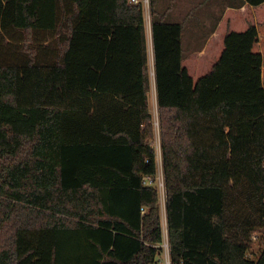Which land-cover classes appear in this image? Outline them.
Wrapping results in <instances>:
<instances>
[{
  "label": "trees",
  "instance_id": "obj_1",
  "mask_svg": "<svg viewBox=\"0 0 264 264\" xmlns=\"http://www.w3.org/2000/svg\"><path fill=\"white\" fill-rule=\"evenodd\" d=\"M151 8L171 264H264V0L226 8L203 50ZM0 264H156L162 225L144 9L0 0ZM45 46L33 45L42 44ZM257 206L241 218L231 193Z\"/></svg>",
  "mask_w": 264,
  "mask_h": 264
},
{
  "label": "rangeland",
  "instance_id": "obj_2",
  "mask_svg": "<svg viewBox=\"0 0 264 264\" xmlns=\"http://www.w3.org/2000/svg\"><path fill=\"white\" fill-rule=\"evenodd\" d=\"M157 1V0H156ZM162 0H160L161 2ZM146 3V2H145ZM223 0H189L187 8L189 11H184L183 9L176 13V21L184 22L185 31L181 36L183 54L188 55L193 51H198L205 41L206 31L211 29V25H215L217 21V15L223 7ZM169 5V4H167ZM165 5L164 7L166 8ZM163 7V8H164ZM168 7V6H167ZM157 10H159V0L157 4ZM147 20H150L149 9L146 10ZM174 14V15H176ZM169 20L170 17L167 16ZM151 26V24H150ZM147 28V27H146ZM146 42L148 47V68H149V80H150V90H149V108L153 116V125H154V139L153 145L155 148V160L157 166L156 173V182L155 186L159 194V206L161 209V201L164 200L165 188L163 182V173H162V158H161V149H160V131H159V120H158V109L156 102V90H155V77H154V66L152 60V41H151V30L146 29ZM208 40V39H207ZM21 40H12L7 36L0 33V61H10L15 58L22 56L21 53ZM47 41H44L42 44L34 43L33 45L45 46ZM206 44V43H205ZM163 182V185H162ZM243 189L236 187L231 190L234 199V208L233 213H236L239 217L243 218L246 215H250L251 211L257 206V202L254 200H247L244 197ZM258 234L260 236L257 240H252V237L249 241V249L251 251V256H257L263 247L264 243V227L258 229ZM164 236V235H163ZM253 236V235H252ZM166 238L164 237V240ZM166 241H164L165 244ZM166 245V244H165ZM164 253L167 252V247L163 246ZM167 248V249H166ZM162 249V250H163ZM161 255V254H160Z\"/></svg>",
  "mask_w": 264,
  "mask_h": 264
},
{
  "label": "crops",
  "instance_id": "obj_3",
  "mask_svg": "<svg viewBox=\"0 0 264 264\" xmlns=\"http://www.w3.org/2000/svg\"><path fill=\"white\" fill-rule=\"evenodd\" d=\"M138 2H141L143 4V9H144V18H145V33H146V29L149 31L151 30V8H150V1L151 0H137ZM146 2V3H145ZM189 3V0H162L160 2L159 0V10H157V4H158V0L154 1V8L157 12L159 13H164L165 18L167 19V16L170 17V19L168 21H176V16H178L176 13H179V11H181L183 9L184 11H189L190 9L187 8V5ZM169 4V5H167ZM165 5L166 8L164 7ZM223 7L222 10L218 13L217 15V21L215 23V25H211V29L206 31V35H205V41H204V45L199 49V50H203L205 43L207 42V39L212 35V33L214 32V28L216 27L222 12L228 8V7H236V6H240L241 5V0H223ZM164 7V8H163ZM147 9H149V16H150V20H147ZM176 14V15H174ZM183 23V31L181 33V36L183 35L184 31H185V24ZM147 27V28H146ZM152 60H153V51H152ZM161 201V209H160V216H161V225H162V234L163 236V241L161 246L163 247L164 241L168 242V226H167V213H166V207H165V196H164V200ZM164 237L166 238L164 240ZM163 249V248H162ZM161 254V255H160ZM159 255H157V263L156 264H163L164 260H165V253H164V249L161 251Z\"/></svg>",
  "mask_w": 264,
  "mask_h": 264
},
{
  "label": "built area",
  "instance_id": "obj_4",
  "mask_svg": "<svg viewBox=\"0 0 264 264\" xmlns=\"http://www.w3.org/2000/svg\"><path fill=\"white\" fill-rule=\"evenodd\" d=\"M132 1L133 2H138L137 0H132ZM155 178H156V176L155 177H151V176H143L142 177L143 182L145 184H147V185H153V186H155L154 185L155 182H156ZM162 185H163V182H162ZM259 236H260V234H258V233L253 234L252 240H257ZM165 244H163V246H166L168 249L166 248L167 249V252H165V260H164L163 264H171L170 254H169V244H168V242H165ZM263 246H264V243H263ZM248 250H249V254H251L250 249H248Z\"/></svg>",
  "mask_w": 264,
  "mask_h": 264
}]
</instances>
